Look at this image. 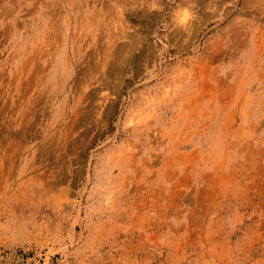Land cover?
<instances>
[{"label": "rangeland", "instance_id": "rangeland-1", "mask_svg": "<svg viewBox=\"0 0 264 264\" xmlns=\"http://www.w3.org/2000/svg\"><path fill=\"white\" fill-rule=\"evenodd\" d=\"M0 264H264V0H0Z\"/></svg>", "mask_w": 264, "mask_h": 264}]
</instances>
